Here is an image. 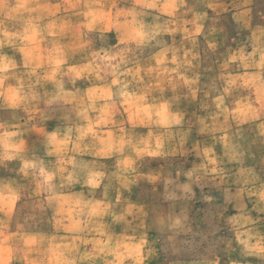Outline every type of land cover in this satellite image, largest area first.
Instances as JSON below:
<instances>
[{
  "label": "crops",
  "instance_id": "obj_1",
  "mask_svg": "<svg viewBox=\"0 0 264 264\" xmlns=\"http://www.w3.org/2000/svg\"><path fill=\"white\" fill-rule=\"evenodd\" d=\"M211 3L206 20L172 17L166 42L96 83H78L75 77L67 83L45 81L37 83L42 95H35L36 83H0V121L9 125L0 127V264L153 261L146 242L157 234L155 206L164 203L161 198L156 204L163 169L196 151L206 154L203 166L218 170L215 181L223 196H233L225 199L227 208L234 209L227 216L247 217L231 225L225 246L236 252L264 249V154L261 161L244 159L245 144L239 142L250 136L251 147L264 153V5L260 0ZM190 8L206 15L201 7ZM110 15L93 29L113 28L117 18ZM218 16L225 21L210 36L219 45L214 52L218 92L213 93L201 80L203 55L198 52L200 64L189 56L193 51L185 39L200 37ZM181 21L187 24L183 34ZM42 40L27 49L41 65L31 61L14 71L39 70L46 76L54 54L64 56L63 67L78 76L84 66V49L73 46L78 36L55 53L40 47ZM58 88L61 94L52 99ZM48 109H60L70 120L43 127L39 121ZM100 120L107 121L105 126ZM41 135L44 143L37 157L29 140ZM21 152L28 157L18 160ZM40 199L51 211V228L19 227V207ZM221 251L219 264L258 260L254 254L247 260L229 259L230 250ZM191 262L203 260H187Z\"/></svg>",
  "mask_w": 264,
  "mask_h": 264
},
{
  "label": "rangeland",
  "instance_id": "obj_2",
  "mask_svg": "<svg viewBox=\"0 0 264 264\" xmlns=\"http://www.w3.org/2000/svg\"><path fill=\"white\" fill-rule=\"evenodd\" d=\"M211 1L214 0H0V83L7 87H11L12 83H36L33 90L35 95L44 93L37 89V83L45 81L67 83L75 77L78 83H96L166 42L172 17L181 20L197 19L198 22L205 17L206 20V10L211 6ZM260 2L264 5V0ZM194 5L203 8L206 15H200L196 11L193 13L190 6ZM222 9L219 4L215 6L217 12L223 11ZM110 13V17L117 18V24L113 28L104 32L93 29L109 19ZM222 20L224 18L218 16L200 37L185 39L189 49L194 52L189 51V56L195 57L197 63L199 59L200 64L198 52L203 55L202 68L199 67L201 80L202 83H209L213 93L218 92L215 72V59L218 55L214 52L219 45L212 44L210 36L219 33ZM184 27L187 24L181 21L180 34L185 31ZM41 37L44 40L40 47L47 48V52L51 50L52 53L67 46V42L70 45L69 38H76L77 42L73 46L77 43L84 49L83 72L79 70L76 76L74 69L69 68L72 70L69 71L63 67L64 56L54 54L49 57L52 67L46 72V76L39 70L15 72V67H26L31 61H34L35 66L41 65L36 56L27 55L28 44ZM12 49H15L14 52ZM15 53L18 57H15ZM61 91L59 88L52 91L50 97L54 99ZM69 120V116L65 117L60 109H48L43 122L39 123L51 128L61 126ZM84 120L88 121L85 125L89 126L91 119ZM106 123V120L99 121L100 126H105ZM1 126L7 128L9 125L0 121ZM251 138L241 136L239 140L245 144L243 157L261 161L264 153L255 146L251 147ZM56 140L54 138L50 143L54 144ZM29 141L38 157L39 148L44 143L43 136H31ZM28 154L21 152L17 159H25ZM205 155L201 151L188 152L163 169L156 204L161 198L164 203L155 206L154 223H158L157 234L149 237L146 242L148 259L153 260L147 264H193L187 263V260L195 259L203 260L200 264H219L216 259L224 249L230 250L229 259L244 257L247 260L254 254L258 259L254 264H264V249L244 247L236 252V249L225 246V242L229 241L226 237L230 238L233 233L231 225L236 224V219L246 222L247 217L236 216L234 213L227 216V213L234 211L231 205L227 208L229 199L233 196H223L221 185L215 181L218 170L210 172L209 168L203 166ZM45 206L43 199L22 204L17 214L21 222L18 226L50 229L53 217ZM159 223L164 227L159 226ZM226 254L223 253V257ZM179 260L183 262L179 263Z\"/></svg>",
  "mask_w": 264,
  "mask_h": 264
},
{
  "label": "clouds",
  "instance_id": "obj_3",
  "mask_svg": "<svg viewBox=\"0 0 264 264\" xmlns=\"http://www.w3.org/2000/svg\"><path fill=\"white\" fill-rule=\"evenodd\" d=\"M5 7H7V5L5 6ZM25 167L27 168V167H30V165H28V164H25ZM262 199H264V195H262V197H261Z\"/></svg>",
  "mask_w": 264,
  "mask_h": 264
}]
</instances>
